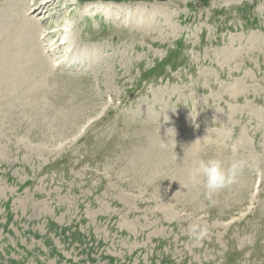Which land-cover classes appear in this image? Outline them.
Returning a JSON list of instances; mask_svg holds the SVG:
<instances>
[{"label":"rangeland","instance_id":"1","mask_svg":"<svg viewBox=\"0 0 264 264\" xmlns=\"http://www.w3.org/2000/svg\"><path fill=\"white\" fill-rule=\"evenodd\" d=\"M41 1L0 0V264H264V0Z\"/></svg>","mask_w":264,"mask_h":264},{"label":"clouds","instance_id":"2","mask_svg":"<svg viewBox=\"0 0 264 264\" xmlns=\"http://www.w3.org/2000/svg\"><path fill=\"white\" fill-rule=\"evenodd\" d=\"M231 158L227 166L224 160L217 157L199 159L188 170V181L193 186H202L204 198L212 202L213 197L222 190L237 183L246 170H255V166L244 156L239 154L235 144L231 146ZM189 243L192 247L201 245L210 235L209 229L199 223H191L186 229Z\"/></svg>","mask_w":264,"mask_h":264},{"label":"bare ground","instance_id":"3","mask_svg":"<svg viewBox=\"0 0 264 264\" xmlns=\"http://www.w3.org/2000/svg\"><path fill=\"white\" fill-rule=\"evenodd\" d=\"M52 1H54V0H42L39 4H35V5H33L30 9H29V7L31 6V5H29L28 4V6H27V10H29V11H34V10H40V8H42V6L43 7H47V6H49V5H51L50 3L52 2ZM30 2V1H29ZM37 2V1H36ZM55 2V1H54ZM53 5V4H52ZM67 6V5H66ZM89 6V5H88ZM92 7H94V8H100V6H102V5H100V4H92L91 5ZM69 7V6H68ZM108 7H112L111 5H109V4H106V7L105 8H108ZM104 8V7H103ZM48 9V8H47ZM109 9V8H108ZM48 11V10H47ZM127 13H129L128 12V10L126 11ZM23 13H24V11H23ZM49 16V15H48ZM20 22L22 23V25H23V22H27V24H30V25H35V26H37V21L36 20H34V19H32V17H30L29 16V12L27 11V12H25L24 13V15H23V17H22V13H21V16H20ZM18 19V20H19ZM43 19H44V17H43ZM46 20V19H45ZM16 22V21H15ZM58 22V21H57ZM6 23V22H5ZM41 25H39V27H40ZM38 27V28H39ZM71 28V27H70ZM43 29V28H42ZM46 29V28H45ZM66 30V29H65ZM65 30H64V32H65ZM46 31V30H45ZM42 32V30H40V32L38 33L41 37H43L44 36V33H46V32ZM27 32V31H26ZM33 32V31H32ZM25 33V32H24ZM69 33V32H68ZM27 37H28V34H27ZM69 39V37L67 36V30H66V33H65V36L63 37V39H62V45H64L65 44V42L67 43L66 45H65V49L66 50H68L69 48H71V40H68ZM44 40V39H43ZM23 41V40H22ZM47 45V44H46ZM52 45H54L53 43H52ZM61 45V46H62ZM73 45V44H72ZM46 47V46H45ZM56 47L55 46H50L49 47V50L51 51V52H53V50L55 49ZM7 50H8V48H7ZM69 52V51H68ZM59 58V57H58ZM56 63V62H55ZM58 63V62H57ZM68 63H70V62H68ZM59 64V63H58ZM29 66V65H28ZM42 66V65H41ZM57 66V65H56ZM48 68H49V66H48ZM48 70V69H47ZM31 71V70H30ZM6 74V73H5ZM3 76V75H2ZM2 78V77H1ZM0 78V79H1ZM4 79V78H3ZM33 88V87H32Z\"/></svg>","mask_w":264,"mask_h":264},{"label":"water","instance_id":"4","mask_svg":"<svg viewBox=\"0 0 264 264\" xmlns=\"http://www.w3.org/2000/svg\"><path fill=\"white\" fill-rule=\"evenodd\" d=\"M159 1H165V0H159Z\"/></svg>","mask_w":264,"mask_h":264}]
</instances>
